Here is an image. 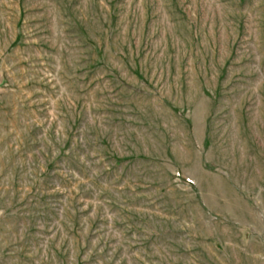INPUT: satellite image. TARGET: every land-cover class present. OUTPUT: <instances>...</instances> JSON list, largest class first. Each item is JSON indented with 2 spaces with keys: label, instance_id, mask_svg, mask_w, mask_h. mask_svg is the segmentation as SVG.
Segmentation results:
<instances>
[{
  "label": "rangeland",
  "instance_id": "1",
  "mask_svg": "<svg viewBox=\"0 0 264 264\" xmlns=\"http://www.w3.org/2000/svg\"><path fill=\"white\" fill-rule=\"evenodd\" d=\"M0 264H264V0H0Z\"/></svg>",
  "mask_w": 264,
  "mask_h": 264
}]
</instances>
